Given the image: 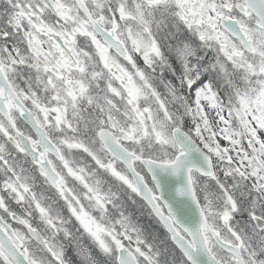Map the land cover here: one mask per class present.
Segmentation results:
<instances>
[{"label":"snow or ice","instance_id":"snow-or-ice-1","mask_svg":"<svg viewBox=\"0 0 264 264\" xmlns=\"http://www.w3.org/2000/svg\"><path fill=\"white\" fill-rule=\"evenodd\" d=\"M0 264H264V0H0Z\"/></svg>","mask_w":264,"mask_h":264}]
</instances>
